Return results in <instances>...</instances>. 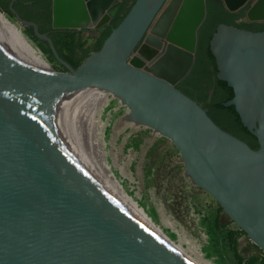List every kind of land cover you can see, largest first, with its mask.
I'll list each match as a JSON object with an SVG mask.
<instances>
[{"label":"water","instance_id":"water-1","mask_svg":"<svg viewBox=\"0 0 264 264\" xmlns=\"http://www.w3.org/2000/svg\"><path fill=\"white\" fill-rule=\"evenodd\" d=\"M117 1L52 0V28L110 26ZM223 2L232 13L244 9L253 22L247 25L264 27V0ZM10 9L68 73L34 66L0 32V264H191L113 197L63 138V103L94 88L170 139L193 183L264 251V31L221 24L210 40L218 79L234 91L223 106H233L257 139L253 149L211 118L209 97L199 104L178 88L196 59L207 0H136L76 69L49 33L21 18L13 3Z\"/></svg>","mask_w":264,"mask_h":264},{"label":"rangeland","instance_id":"rangeland-1","mask_svg":"<svg viewBox=\"0 0 264 264\" xmlns=\"http://www.w3.org/2000/svg\"><path fill=\"white\" fill-rule=\"evenodd\" d=\"M0 10L42 51L55 73H68L53 54L42 50L43 41L34 40L28 29L1 3ZM115 12L110 11V20ZM239 23L253 22L243 18ZM106 27L59 31L53 38L63 58L76 69L84 62L85 53L96 52L95 45ZM43 28L50 30L52 22L49 25L44 19ZM121 103L113 100L103 111L102 118L108 124L105 159L126 193L147 213L156 227L177 244L180 239L176 230L182 232L186 240L200 247L203 259L210 264H264V251L228 217L212 195L193 183L172 141L152 128L138 127L127 121V107ZM110 151L116 154V166ZM183 246L186 248L187 244L183 243Z\"/></svg>","mask_w":264,"mask_h":264},{"label":"bare ground","instance_id":"bare-ground-1","mask_svg":"<svg viewBox=\"0 0 264 264\" xmlns=\"http://www.w3.org/2000/svg\"><path fill=\"white\" fill-rule=\"evenodd\" d=\"M8 17L6 13L0 10V32L8 47L34 66L50 73L54 72L44 58L42 51L35 47L19 29V26L16 27ZM106 22L107 16H104L98 25L100 26ZM113 100L121 101L111 92L97 88L81 91L68 98L60 108L58 115L59 130L63 138L80 163L154 235L171 246L191 264H210V262L203 259L200 247H196L193 242L186 240L184 234L179 230H176L179 234V244L171 241L156 227L147 213L126 193L116 179L111 165L105 159L104 148L106 146L108 124L103 120L104 117L102 118L104 109ZM121 104L127 107L126 120L141 127L142 125L133 121L134 117L131 109L124 102ZM156 132L161 135L158 131ZM110 153L116 166V154L112 151ZM127 176L130 175L127 173ZM183 243L187 244L186 248Z\"/></svg>","mask_w":264,"mask_h":264},{"label":"trees","instance_id":"trees-1","mask_svg":"<svg viewBox=\"0 0 264 264\" xmlns=\"http://www.w3.org/2000/svg\"><path fill=\"white\" fill-rule=\"evenodd\" d=\"M135 2H136V0H122V1H120V3H115L116 5H114V7L111 9V11L116 10V12H115V14L111 20L110 26H107L102 31V34H101L100 38L98 39V41L95 45V51H99L102 48L104 41L109 37L112 30L114 28L118 27V25L122 22V20L128 14V12L130 11L131 7L134 5ZM214 2H215L214 0L208 1V17H207L205 27H207V28L209 27L210 32L204 38L201 36L202 52H205L204 54H206V56L208 57V60L211 62H214L215 58L210 51V40H211L213 34L216 32L217 27L220 24L224 23L227 25H234V26H237V27L245 29V30L252 29L247 24H240L237 22L242 17V14L241 15H235V14L224 12L222 6L219 5L218 3L214 4ZM35 5L37 8L48 10L49 7L51 6V1L50 0H44L43 2L36 3ZM51 18H52L51 13H48V15H46L45 21L49 25L51 24V21H52ZM25 20L33 21V22H36L37 24L39 23V25H40V22L38 20H35L32 18H25ZM210 24L212 25L211 27H210ZM262 29L264 30V27ZM40 31L42 33H44L46 31L43 28V25H41ZM50 31H53L54 33L59 32V30L54 31L52 28H50ZM66 31H68V30H66ZM28 33L31 35V37L34 40H38L34 35L33 29H28ZM52 39L56 45V48H57L59 54L63 58L61 52L59 51L57 42L54 40L53 37H52ZM44 45H46L47 48H45ZM41 47H42L43 51H46L47 53L52 55V52H51L47 43L42 42ZM90 55H91L90 52L85 53V59L88 58ZM201 56H202V54H201V50H200L199 54H198V59ZM224 89H225L224 93L227 92V94H228L227 97L223 101L219 100V99L211 100L210 107L214 109V112L213 113L210 112L209 115L220 127L225 129L229 133L235 135L236 137L240 138L241 140H247V138H249L250 141L248 140V143L250 144V146L252 148L255 149L256 147H258V144L256 143V139L242 125L240 117L237 114V112L235 111V108L233 106H231V107H224L223 106V103L228 102L229 100H231L234 97V93L232 91L233 90L232 88H230L228 85L224 84ZM184 93H186L188 96H190V94H188L189 92L185 91ZM205 93H206V90L203 92V95H201L200 98H198V103L206 102L207 97L205 96ZM190 97H192V96H190Z\"/></svg>","mask_w":264,"mask_h":264},{"label":"flooded vegetation","instance_id":"flooded-vegetation-1","mask_svg":"<svg viewBox=\"0 0 264 264\" xmlns=\"http://www.w3.org/2000/svg\"><path fill=\"white\" fill-rule=\"evenodd\" d=\"M43 1L44 0H0V3L3 5V7H5L7 9V11L11 15H13L15 17V15L11 12V9H10L11 4L13 3V8L15 9V11L18 13V15L21 18H23V19L32 18V19L38 20L40 22V25H39V23H38V25H39L40 30H41V25H43L44 19L46 18V15H48V13H51V17H52V9H51L52 8V0H50L51 6L49 7L48 10H44V9H40V8L36 7V5H35L36 3H40ZM208 1L209 0H207V9H208ZM214 1H215L214 4L218 3L219 5L222 6L224 12L235 14V15H241L242 14V17L239 20L244 18V9L240 10L237 13H232L226 9L223 0H214ZM207 17H208V12H207L206 19H205L203 25L201 26V28L199 29V32H198V43H197L196 59H195L194 65H193L191 71L189 72V74L178 84V88L180 90H182L183 92H185V91L189 92L188 94H190V96H192L191 98H193L196 101H198V98H200V96L203 95V92L205 90H206V93H205L206 97H209L211 100L219 99V100L223 101L228 95L227 92L224 93V90H225L224 84H226V85H228V84L225 81L218 79V71H217L216 61L215 60H214V62L209 61L206 54H204L202 52V47H201V36L204 38L210 32L209 27L208 28L205 27ZM239 20L237 21L238 23H239ZM222 24H224V23H222ZM249 26L252 28L249 31H252V32H263L264 31L262 29L263 28L262 25L251 24ZM61 31H65V30H61ZM44 33H49L51 38L54 36V32L50 31V30L45 31ZM200 50H201V54L202 53L203 54L198 59V54H199ZM233 93H234V91H233ZM205 109L208 111V114L210 112L211 113L214 112L213 108H205ZM248 140H249V138H247V140H243V141L246 142L250 146V144L248 143ZM256 143L258 144L257 139H256ZM258 148H259V145L255 149H258Z\"/></svg>","mask_w":264,"mask_h":264}]
</instances>
